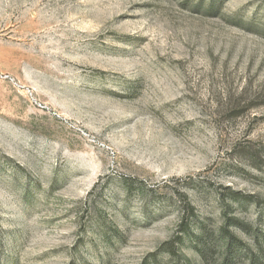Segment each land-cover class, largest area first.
<instances>
[{"label":"rangeland","instance_id":"1","mask_svg":"<svg viewBox=\"0 0 264 264\" xmlns=\"http://www.w3.org/2000/svg\"><path fill=\"white\" fill-rule=\"evenodd\" d=\"M228 219L264 248V0H0V264H220Z\"/></svg>","mask_w":264,"mask_h":264},{"label":"trees","instance_id":"2","mask_svg":"<svg viewBox=\"0 0 264 264\" xmlns=\"http://www.w3.org/2000/svg\"><path fill=\"white\" fill-rule=\"evenodd\" d=\"M233 219H228L226 223L222 226L221 230H219L220 240V256L221 262L220 264H264V248L260 246L256 252L248 251V255H245V251L243 249H247V244L236 237L229 231V227L232 223ZM238 222V221H237ZM233 224V223H232ZM237 224V223H236ZM185 228L184 230H187ZM201 231L198 233H194L193 238L196 240H202L205 237V231L201 228ZM255 238V241L258 240V234L255 233L252 235V238Z\"/></svg>","mask_w":264,"mask_h":264}]
</instances>
